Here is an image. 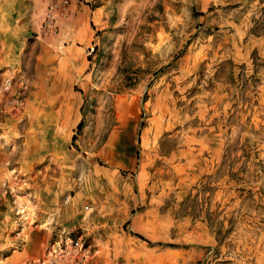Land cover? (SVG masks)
I'll return each instance as SVG.
<instances>
[{
  "label": "rangeland",
  "instance_id": "rangeland-1",
  "mask_svg": "<svg viewBox=\"0 0 264 264\" xmlns=\"http://www.w3.org/2000/svg\"><path fill=\"white\" fill-rule=\"evenodd\" d=\"M0 264H264V0H0Z\"/></svg>",
  "mask_w": 264,
  "mask_h": 264
}]
</instances>
